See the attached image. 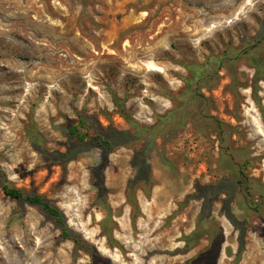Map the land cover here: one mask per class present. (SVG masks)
Returning a JSON list of instances; mask_svg holds the SVG:
<instances>
[{
    "label": "rangeland",
    "instance_id": "obj_1",
    "mask_svg": "<svg viewBox=\"0 0 264 264\" xmlns=\"http://www.w3.org/2000/svg\"><path fill=\"white\" fill-rule=\"evenodd\" d=\"M218 227L264 264V0H0V264H188Z\"/></svg>",
    "mask_w": 264,
    "mask_h": 264
},
{
    "label": "trees",
    "instance_id": "obj_2",
    "mask_svg": "<svg viewBox=\"0 0 264 264\" xmlns=\"http://www.w3.org/2000/svg\"><path fill=\"white\" fill-rule=\"evenodd\" d=\"M116 104H120L119 101H115ZM123 116H126L130 122L132 120L128 117V113L125 111L123 107H121V111ZM133 124V123H132ZM90 125L87 124L86 120L81 119L80 124L78 126H70L68 131L71 135L76 136L77 140L81 143L87 140L90 135L91 128L88 130ZM138 128V127H137ZM138 132L132 134L128 131H117L111 130L106 137H97V143L105 148L106 150H114L120 146L129 145L135 140H141L146 136V133L143 129L138 128ZM102 132H104V128L101 127ZM63 158L65 160H70L69 153H63ZM4 193L16 200H25L31 204H35L40 206L43 211L49 215L54 222L59 226L61 230L62 237L66 239H71L74 241L76 245H79L80 240L78 235H76L67 225L65 216L63 212L51 201L46 199L44 196L37 193H27L19 188L10 187L8 185L3 186ZM220 228L218 227L215 233L210 234V246L204 250L201 254L197 255L193 258L188 264H196L199 260L204 259L207 264H214L216 261L217 253L214 246L219 245V238L221 235ZM78 238V239H76ZM213 256V258H212Z\"/></svg>",
    "mask_w": 264,
    "mask_h": 264
},
{
    "label": "bare ground",
    "instance_id": "obj_3",
    "mask_svg": "<svg viewBox=\"0 0 264 264\" xmlns=\"http://www.w3.org/2000/svg\"><path fill=\"white\" fill-rule=\"evenodd\" d=\"M226 228H228V227H226Z\"/></svg>",
    "mask_w": 264,
    "mask_h": 264
}]
</instances>
